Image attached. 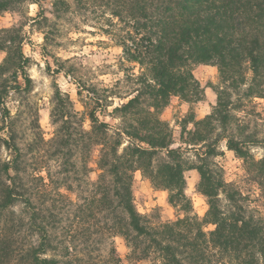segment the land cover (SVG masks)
<instances>
[{
	"label": "trees",
	"instance_id": "obj_1",
	"mask_svg": "<svg viewBox=\"0 0 264 264\" xmlns=\"http://www.w3.org/2000/svg\"><path fill=\"white\" fill-rule=\"evenodd\" d=\"M28 1L0 0V15L22 13ZM93 1L131 26L135 40L125 47L126 61L142 70L141 89L114 109L121 122L114 130L91 110L85 131L83 118L57 89L50 110L55 129L45 140L38 108L25 111L32 81L21 30L0 29L6 55L0 64V264H131L150 257L159 264H264V212L223 180L216 162L224 140L245 171L255 172L264 199V156L255 161L249 151H264V137L246 131L250 119L264 120L253 103L262 100L264 111V0H55L53 14ZM195 65L217 68L216 103L204 119L188 122L193 130H183L180 139L186 147L173 148L159 111L171 97L201 100ZM11 94L19 98L14 115L7 107ZM92 161L95 182L86 180ZM191 170L208 207L203 219L185 195L184 173ZM137 171L168 191L169 204L184 217L154 225L139 214L132 196ZM71 208L82 228L60 238L57 211ZM105 237L124 240L125 262L112 243L104 260L92 258Z\"/></svg>",
	"mask_w": 264,
	"mask_h": 264
},
{
	"label": "rangeland",
	"instance_id": "obj_2",
	"mask_svg": "<svg viewBox=\"0 0 264 264\" xmlns=\"http://www.w3.org/2000/svg\"><path fill=\"white\" fill-rule=\"evenodd\" d=\"M54 1L29 0L22 13L0 15V29L18 28L23 37L22 52L28 58L26 73L32 81L31 92L26 96L28 106L25 111H29L31 107L38 108L43 138L50 140L55 129L50 121V110L53 95L58 89L69 97L74 110L83 118L85 131H90L91 124L86 114L91 110L112 130L119 128L121 122L114 109L126 103L142 87L139 79L141 67L137 63L126 61L124 52L125 47L133 45L135 40L131 26L111 17L110 12L102 8L98 1L91 2L83 9H72L56 17L53 14ZM5 57L4 53H0V64ZM192 73L203 91L201 100L189 104L178 97H171L167 106L159 111L160 118L172 131L173 148L186 147L180 139L183 130H193V124L188 122L192 119H204L216 103L217 68L195 65ZM19 82L22 83V80L19 79ZM253 103L256 113L261 114L264 119L263 101L255 99ZM7 107L14 115L19 108V98L11 94L7 99ZM237 115L243 117V113ZM250 120L246 125L247 133L256 132L259 139L264 137V120ZM122 142L125 146L126 139ZM218 151L216 162L222 169L223 180L235 185L247 196L251 208L264 212V199L255 172L248 169L245 171L243 160L227 150L224 140L219 142ZM249 151L255 161L264 156V151L258 146L250 147ZM90 167L91 172L86 180L95 182L98 172L94 161ZM184 179L185 195L192 203L193 212L199 219H203L208 207L206 199L197 191L199 175L194 170L187 171ZM73 190L75 191L74 187ZM60 192L75 201L74 193H68L65 189ZM132 196L137 212L154 225L184 217V213L169 204L168 191L153 187L140 171L134 173ZM57 212L58 237L68 239L74 230L82 228L83 223L79 222V215L74 208L68 211L59 209ZM212 229V226L205 228L206 231ZM99 237L97 235L95 239ZM105 241L104 245L99 246L101 251L94 252L92 258L104 260L110 249L109 244L112 243L117 256L124 262L127 260L129 250L122 238L105 237ZM131 264L159 262L150 257L138 262L131 261Z\"/></svg>",
	"mask_w": 264,
	"mask_h": 264
}]
</instances>
